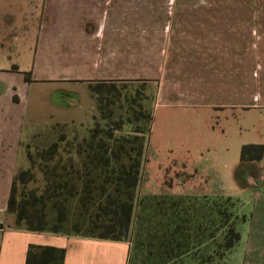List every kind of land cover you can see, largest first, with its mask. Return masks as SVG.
I'll return each instance as SVG.
<instances>
[{
	"label": "rangeland",
	"instance_id": "obj_1",
	"mask_svg": "<svg viewBox=\"0 0 264 264\" xmlns=\"http://www.w3.org/2000/svg\"><path fill=\"white\" fill-rule=\"evenodd\" d=\"M93 1L96 0H0V68L18 70L10 78L17 81L13 84L16 94L24 90L22 81L28 85L26 101L21 103L26 120L22 130L23 151L17 156V171L28 166L24 155L27 147L35 151L49 146L58 134L64 133L71 139L75 131L81 134L92 128L95 122L102 125L104 116L97 109L88 123L53 125L59 122L61 115L67 122L84 120L93 101L88 86L96 85L90 78L100 74L101 66L96 65V71L76 73L73 68L77 63L66 60L69 45L81 41L77 38L78 26L84 32L98 26L87 23L89 17L86 14L91 13L87 6ZM130 1L126 5L132 20L130 30L121 23L107 24L103 40L119 43L126 37L123 44L131 45L130 51L123 46L125 53L122 51V56L117 54L119 57L110 60V75L131 79L118 80L114 84V106L109 108L113 111V119H117L120 113H127L122 131L131 133L139 129L148 136L136 190L135 225L140 209L138 204L146 197H187L192 202H185L179 209L187 208L191 212L198 210L205 199L225 198L188 194L186 191L192 185L189 176L192 166L198 167L217 159L220 153L207 152L208 144L224 143L220 134L228 130L222 115H207L205 110L193 105L190 96L193 89L201 88L197 83L193 87L195 75L209 66L212 83L237 82L245 90L243 100L253 101L252 77L254 71L257 72L254 54L264 50V0ZM114 6L118 8L120 5L116 6L115 1ZM78 8L84 10L81 18ZM118 17L121 19L122 15ZM92 19L98 17L92 16ZM114 26L120 30L111 31L109 27ZM216 50H220L221 55ZM203 53L206 56H202ZM92 68L90 65L86 67ZM79 74L87 80L73 84L59 78H80ZM25 77H29V82ZM76 99L78 104L75 106ZM93 103L96 106L95 101ZM130 103H133L131 108ZM140 108L151 117L149 127L144 118H136ZM18 110L15 111L19 113ZM53 126L56 128L52 129ZM239 180L233 182L231 188L236 193H251L246 179ZM236 198L239 199L240 195ZM232 203L238 216L237 224L250 223L248 205L238 213L241 203L234 199ZM132 231L131 247H134L137 232L136 229ZM218 239L217 236L212 243H219ZM204 247L201 246L199 251L204 252ZM192 253L194 250L190 255ZM243 254V243L239 241L224 264H242ZM183 260L184 264H192L189 255ZM133 261H136L134 264H147L145 253L133 256Z\"/></svg>",
	"mask_w": 264,
	"mask_h": 264
},
{
	"label": "trees",
	"instance_id": "obj_2",
	"mask_svg": "<svg viewBox=\"0 0 264 264\" xmlns=\"http://www.w3.org/2000/svg\"><path fill=\"white\" fill-rule=\"evenodd\" d=\"M25 80L29 82V77ZM114 84L88 86L104 116L102 125L95 122L82 135L75 131L71 139L58 134L49 146L35 151L27 147L28 166L15 173L6 207L14 216V229L130 244L136 229L128 264L144 253L147 264H184L187 255L192 264H224L240 240L238 216L229 197L205 199L194 215L179 209L192 202L187 197H146L138 204L133 224L148 136L139 129L122 131L127 113L113 119L109 108L114 106ZM139 117L147 125L151 121L142 108ZM262 152L260 145H244L240 162H259ZM217 236L219 243H212ZM201 246L204 252L199 251ZM64 259L62 248L29 245L24 264H63Z\"/></svg>",
	"mask_w": 264,
	"mask_h": 264
},
{
	"label": "crops",
	"instance_id": "obj_3",
	"mask_svg": "<svg viewBox=\"0 0 264 264\" xmlns=\"http://www.w3.org/2000/svg\"><path fill=\"white\" fill-rule=\"evenodd\" d=\"M115 1L116 6L120 5L118 8H114ZM117 2L123 4H117ZM130 2V0H96L87 6L89 7L88 11L91 12L86 14V17H89L87 23H94L98 26H95L94 30L84 32L79 25L77 38L81 41L68 47L69 52L66 53V60L68 63H77L73 68L76 73L96 71V65H100V74L90 78L94 83L131 80L114 77L108 73L111 58L118 56L117 54L123 55L122 48L125 46L123 43H125L126 37L123 38L124 41L120 40L119 43L103 40L107 24L121 23L123 27H128L130 30L129 25L132 20L129 18V8L126 6ZM83 11L81 10L80 18L83 16ZM120 14L122 15L121 19L118 17ZM92 16L98 17V19H92ZM80 23H83L82 19ZM109 28L111 31L120 30L117 26ZM262 30L264 35V27ZM127 45L125 47L130 51V43ZM78 46L80 47L77 48ZM215 52L221 55L220 50ZM123 53L125 52L123 51ZM130 56L132 58L131 54ZM202 56H206V53H203ZM254 56H256L254 62L257 72L254 71L252 77L253 101L245 102L243 100L245 90L237 82L230 84L224 81L218 84L212 83L209 66H205V71L195 75L193 87L197 83L201 85V88L193 89V95L190 96L193 105L205 110L207 115H222L228 130L220 134L224 138L222 141L224 143L217 145L209 142L208 144L207 152L220 153L219 157L198 167L192 166L190 169L192 174L189 175L192 185L188 184L186 191L188 194L202 193L207 196L230 197L241 203L242 206L240 205L238 213H241L248 205L250 223L243 222L236 225V230L240 234L239 241L243 243L244 248L242 264H264V50L254 54ZM89 65L93 68L86 69ZM220 68L219 71L221 72ZM6 69L0 68V264H24L29 245L53 246L64 249L63 264H128L131 248L129 242L31 233L14 229V216L6 212V207L12 179L18 169L17 156L23 151L22 130L26 118L21 103L26 101L28 85L22 81L24 90L16 94L17 91L13 84L17 81L10 78L18 70L13 68L8 71ZM239 69H241V65ZM79 75L80 78H71L70 76H60L59 78L61 81L73 84H77L80 80H87L83 79L82 74ZM219 77L221 79V76ZM92 100L90 110H88L84 120L67 122L66 117L63 119V115H61L62 118H59V122L53 123V125L90 122L96 109L93 97ZM76 103L78 104L77 99L73 104L76 106ZM19 106L20 111L18 110ZM15 110H18L19 113ZM32 133L33 130L30 131V134ZM227 139H229L228 142H226ZM244 145L262 146L263 152L259 162H240V150ZM238 178H240L239 181L246 179L249 188H251V193L246 195V192L242 191L238 194L234 188H231L233 182H236ZM238 195H240L239 199L236 198ZM242 225L245 226L241 227Z\"/></svg>",
	"mask_w": 264,
	"mask_h": 264
}]
</instances>
